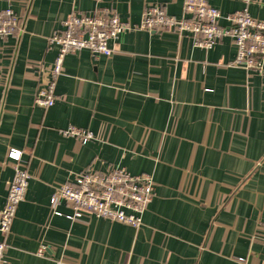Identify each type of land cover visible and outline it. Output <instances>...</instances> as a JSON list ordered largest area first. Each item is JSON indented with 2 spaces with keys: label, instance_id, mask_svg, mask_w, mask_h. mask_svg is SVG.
Masks as SVG:
<instances>
[{
  "label": "crops",
  "instance_id": "0c3cea01",
  "mask_svg": "<svg viewBox=\"0 0 264 264\" xmlns=\"http://www.w3.org/2000/svg\"><path fill=\"white\" fill-rule=\"evenodd\" d=\"M209 3L223 27L245 8L264 21V0ZM8 6L25 24L0 41V210L15 175L11 149L30 178L3 264H264V70L230 66L228 36L206 50L187 35L137 30L110 43L111 57L68 54L53 78L58 47L49 39L73 11L111 9L138 25L148 6L181 18L184 0H0ZM51 82L55 104L36 106ZM69 127L94 138L63 136ZM114 167L154 177L140 229L73 222L64 201L62 216L53 214L58 186Z\"/></svg>",
  "mask_w": 264,
  "mask_h": 264
},
{
  "label": "built area",
  "instance_id": "2783aa9c",
  "mask_svg": "<svg viewBox=\"0 0 264 264\" xmlns=\"http://www.w3.org/2000/svg\"><path fill=\"white\" fill-rule=\"evenodd\" d=\"M249 2V0H244ZM222 14L210 5L209 0H184V15L171 16L159 6H148L140 24L121 20L115 10L96 8L91 14L73 11L63 22L61 31L49 39L58 47L53 64V78L62 72L65 57L71 53L88 50L94 56L111 57L110 43L122 35L137 31H166L179 36H189L196 47L210 50L224 37L232 38L236 56L230 66L248 72L264 70V21L255 19L248 8L229 14L230 27L220 25ZM24 19L11 6L0 10V41L20 37L24 32ZM56 102L54 83L40 90L35 105L50 108ZM65 137L91 140L92 132L76 127L61 130ZM8 159L14 162L15 175L5 206L0 210V264L4 262L6 238L18 206L25 200L29 172L22 152L11 149ZM155 196V180L151 174L133 175L125 168H110L105 172L87 170L73 175V179L58 186L50 200L55 216L64 201L72 213L67 218L73 222L86 216L106 219L140 229L143 216ZM264 239V236H263ZM46 250L41 246L39 254Z\"/></svg>",
  "mask_w": 264,
  "mask_h": 264
}]
</instances>
